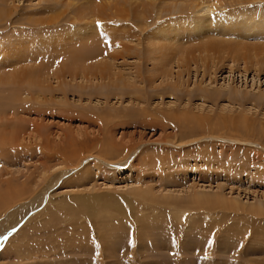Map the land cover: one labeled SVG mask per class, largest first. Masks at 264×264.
Listing matches in <instances>:
<instances>
[{
	"label": "rangeland",
	"instance_id": "obj_1",
	"mask_svg": "<svg viewBox=\"0 0 264 264\" xmlns=\"http://www.w3.org/2000/svg\"><path fill=\"white\" fill-rule=\"evenodd\" d=\"M199 1L0 0V98L18 96L0 102V264H264V17L193 31L264 0ZM87 43L93 69L65 68ZM108 139L138 158L99 161Z\"/></svg>",
	"mask_w": 264,
	"mask_h": 264
},
{
	"label": "bare ground",
	"instance_id": "obj_2",
	"mask_svg": "<svg viewBox=\"0 0 264 264\" xmlns=\"http://www.w3.org/2000/svg\"><path fill=\"white\" fill-rule=\"evenodd\" d=\"M207 1H209V3L210 4H207L206 2ZM211 1H213V0H200L198 3H197V5H196V7H197V9H195V11L197 12V11H201V12H207V13H211V12H213L215 9H219V8H221V7H224L225 5H223V4H220V2H219V0L217 1V0H215V1H213V2H211ZM221 1V0H220ZM235 3H237V4H242V3H245V2H247L248 3V1L249 0H233ZM256 0H251V2H255ZM234 2H231V4H233ZM203 4V5H202ZM200 5H202L199 9H198V6H200ZM260 12L261 11H258V12H256V14L255 15H253V16H250V18H252V19H246V18H244L242 21H245L246 23L244 24V25H238V24H225V18H222V16H218V17H213L212 15H210V16H208V17H211V18H205V20H203V19H197V18H195L196 20H194L195 22H194V27H195V29H193V31L195 32V34H199V32H203V31H206V30H208V29H211V28H213V29H215V31H217V30H219V31H222L223 30V28H222V25L223 26H226L227 28H231V27H233V29L234 30H238V29H240V28H242V27H244L246 24L248 25L247 26V29H246V31L248 32V33H258V32H260L261 31V26L259 27V26H257L256 27V29H252V28H249V26L251 27L252 25H251V23L254 21V18L255 17H257V19L258 18H260V17H264V15H262L261 16V14H260ZM245 15L248 13H246V11L245 12H243ZM253 14V13H252ZM252 14H249V15H252ZM208 15V14H207ZM200 16H202V15H200ZM247 17V16H246ZM256 19V20H257ZM261 20L262 19H264V18H260ZM247 20V21H246ZM193 23V22H192ZM250 24V25H249ZM262 28H264V27H262ZM185 30V29H184ZM239 37H241V36H239ZM217 38H219V39H221V40H218ZM222 39H224L223 37H212V38H210L209 40H205V41H202V42H200L199 44H200V49L202 48V49H209V50H212L213 48H216V47H219L220 45V47H222V46H224L225 45V42H227L226 40H222ZM240 40H239V42H237V44L236 45H234V44H232V43H230L228 46H230V47H234L235 48V52H236V56L237 57H239L240 55L238 54V51L241 53V54H243V53H245L246 54V52L247 51H249L250 49H253V48H251V47H249L248 45H246V44H243V41L245 40L244 38H239ZM60 41V40H59ZM245 43H246V41H245ZM249 44V43H248ZM84 46H83V49H81V48H79L80 49V52H74V54H72V56H66V57H69L70 59V62H68V64L65 66V68H68V67H70V68H72V69H76L77 67H81L82 65V67H83V69H81V70H83V71H88V70H92L93 69V67L91 68V65L88 63V62H85V61H82V62H84V63H81V64H79L81 61L79 60V59H89V57H91L92 55H96L97 54V52L95 51V50H89V48H90V43H87V44H83ZM195 45V44H194ZM250 45V44H249ZM93 46V45H92ZM251 46V45H250ZM29 47V46H28ZM30 47H32V46H30ZM56 47L58 48V49H56V50H53V52H55V54L57 53V51H61V42H59V43H57L56 44ZM55 47V48H56ZM46 48H48V47H46ZM92 48V47H91ZM192 48H193V46H192ZM4 50H2V51H6V49H8L7 47H5V48H3ZM30 49H32V48H30ZM39 50H40V48H38ZM42 49V48H41ZM259 49V48H258ZM100 50V49H99ZM107 49H103L102 51H106ZM26 51H28L27 53H29V49H27V50H25V52ZM45 51V50H44ZM204 51V50H203ZM34 52V51H33ZM255 52H257V51H255ZM24 53V52H23ZM31 53V52H30ZM19 54V53H18ZM34 54V53H33ZM99 54H101V53H99ZM30 56V55H29ZM21 57V56H20ZM52 57V56H51ZM90 59H92V58H90ZM246 59V58H245ZM247 60V59H246ZM68 61V60H67ZM66 62V61H65ZM247 62V61H246ZM59 63H60V65H61V60L59 61ZM94 63H96V62H94ZM9 64V63H8ZM16 65V64H15ZM31 65V64H30ZM101 65V64H100ZM1 66H2V63H1ZM0 66V67H1ZM3 66H4V64H3ZM27 66V65H26ZM96 66H98V65H94V67H96ZM102 67H104L105 69H109V67L107 68V64L106 63H103V65L102 66H100V68H102ZM103 68V69H104ZM22 69V68H21ZM71 69V70H72ZM79 69V68H78ZM98 69V68H97ZM68 70V69H67ZM33 71V68H31V67H27V70H26V72L28 73V74H26L27 76H29V74H32L31 72ZM73 71V70H72ZM75 71V70H74ZM22 72V71H21ZM102 72H103V70H102ZM16 73V72H15ZM19 73V72H18ZM17 73V74H18ZM61 73V70H60V72H56L55 74L56 75H58V74H60ZM116 73V72H115ZM1 74V73H0ZM8 75V74H7ZM6 75V76H7ZM13 76V75H12ZM14 76H17V75H14ZM38 76V75H37ZM111 76H113V74L111 75ZM58 77V76H57ZM120 78V77H119ZM122 78V77H121ZM120 78V79H121ZM13 79H14V77H13ZM58 79V78H57ZM118 79V78H117ZM10 79L8 78V77H3V78H1L0 79V82H6V81H9ZM28 81H34V78H28ZM36 81V80H35ZM34 81V82H35ZM121 85H122V83H121ZM3 98H0V99H2V100H0V102H2L3 101V99H4V101H7V102H13L14 100H16L17 98H18V96L16 95V94H11L10 96H5L6 98H4V96H2ZM32 111V110H31ZM187 117V116H186ZM202 121V122H201ZM198 122H199V124L200 125H202V124H204L203 123V120L201 119V120H198ZM19 131V130H18ZM23 131V130H22ZM25 131V130H24ZM19 133V132H18ZM23 133V132H22ZM18 136V135H17ZM212 136V135H211ZM213 137V136H212ZM211 137V138H212ZM0 139L1 140H3V138H1L0 137ZM0 140V141H1ZM15 140V139H14ZM2 142V141H1ZM230 142V141H229ZM235 142V141H234ZM164 143H166V142H164ZM139 145H141V143H139L138 145H136L129 153L127 152V149L129 150V148L128 147H126V146H124V147H122V145H119V144H116L115 142H113L112 140H110V139H108L105 143H103V145L101 146V151L100 152H98L100 155L99 156H97V155H95V154H93L94 155V157H96V158H98V160L99 161H105V160H108L109 158V156H112V155H114V154H118V153H120V151H122V148H124V151H123V153L126 151L127 153H128V155L126 156L125 155V157L124 158H126L125 160H126V162H129L130 163V161L132 160L133 162L132 163H134V160L135 159H137L138 158V155H139V153L141 152V150H140V147L141 146H139ZM180 145V144H179ZM261 146V145H260ZM131 149V148H130ZM125 152V153H126ZM92 155V156H93ZM123 155V154H122ZM103 156V157H102ZM1 157V156H0ZM102 157V158H101ZM123 159V158H122ZM126 162H124V163H126ZM131 163V164H132ZM130 164V165H131ZM116 165V164H115ZM126 166V165H125ZM76 169V167H71V168H69V169H67V170H65V171H62V173H61V177H63L65 174H67L68 172H70L71 170L73 171V170H75ZM59 180H60V178H59ZM59 180H57L56 182H53V183H51V184H49V185H47V187H45L43 190H41L40 192H39V194H37L33 199L31 198V200H30V202L29 203H32L33 205H32V208H35V207H40L41 205H44V207H46V205H47V203L49 202L48 200L50 199V197H51V194H50V196H49V190L51 189V185L52 184H57L58 183V181ZM195 194H193V197L194 198H197L198 196H200V195H195ZM49 197V198H48ZM76 200L74 201V202H77V204H79V206L80 207H83L84 208V210L86 211V209H87V211L89 210V204H90V200L88 199V198H85V197H76L75 198ZM197 200V199H196ZM2 201H3V199H0V202L2 203ZM202 201V200H201ZM204 201V200H203ZM46 203V204H45ZM71 203V202H70ZM66 204V203H65ZM72 204V203H71ZM71 204H69V206H71ZM25 206L27 205V203L26 204H24ZM66 205H68V204H66ZM1 208L3 207H5V209L6 208H9L10 207V205L8 204V202L7 201H5V202H3L1 205ZM30 206V205H29ZM0 208V209H1ZM34 210V209H33ZM92 212V211H91ZM21 215V214H20ZM27 215V211H25V213L23 212V214L19 217V218H17V220L11 225V227L13 228H15L20 222H22L23 220H24V218H25V216ZM9 232H11V230H10V227H8V228H6L5 230H3V231H1L0 232V246L2 245V243H4V239H5V236L7 235V234H9ZM9 240V239H8ZM1 241H3L2 243H1Z\"/></svg>",
	"mask_w": 264,
	"mask_h": 264
}]
</instances>
